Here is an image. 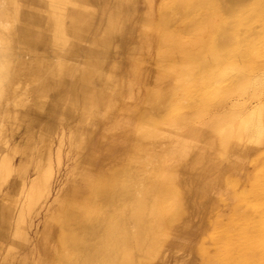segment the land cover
<instances>
[{"label": "bare ground", "instance_id": "6f19581e", "mask_svg": "<svg viewBox=\"0 0 264 264\" xmlns=\"http://www.w3.org/2000/svg\"><path fill=\"white\" fill-rule=\"evenodd\" d=\"M108 1L0 0V264H52L51 241L57 264H163L172 249L193 255L181 264H264V0H233L223 44L198 55L185 45L205 27L127 40V57L152 61L139 108L97 134L135 27ZM50 196L61 212L34 240Z\"/></svg>", "mask_w": 264, "mask_h": 264}, {"label": "rangeland", "instance_id": "374dc122", "mask_svg": "<svg viewBox=\"0 0 264 264\" xmlns=\"http://www.w3.org/2000/svg\"><path fill=\"white\" fill-rule=\"evenodd\" d=\"M101 1H106V0H101ZM117 1L118 0H115V1L109 0L108 2H110L111 5L113 4L115 6ZM129 1L130 0H121V1L119 0V3L121 5L124 4V6H122V7L126 8V10H125V8L124 9L122 8V9L124 11H126L129 15H127L126 12H124L122 9H121V12L123 11L124 12V13L122 12L123 15L128 16L129 18L132 17V18H130V21H131V23L135 24V27H134V30H133V33L131 34V36L128 34H126L125 37L123 36V38L125 40L123 39L122 49L116 50L117 51L116 53H118V52H119L118 54L122 53L121 55L124 54V57L126 58L124 68L115 73V75L119 79L125 81V84L122 85L121 96L113 97L114 98L113 100L118 99L117 103L115 101V103L117 104V107H115L114 109H111L109 111L106 110L105 108L101 107L97 111L98 114L96 113V117L89 121L90 127L93 128L94 132L97 134H101L103 132L111 133L112 129H113L112 125L115 126L116 123H118V122H116L118 119H119V123L120 122L122 123L123 119L124 120L126 119L127 114H128L127 111L129 108H132L133 110H137L139 108V102L135 99V97H137L136 94H138V91H136L133 88H141L144 86L147 75H148L149 68L152 65V61L150 60V58L148 56H145L146 53L144 51H141V53H140L141 57H130V56L127 57L124 53V50L129 44L128 41H130V42L134 41L135 44L138 46H140L142 44H143V46L144 45L147 46L153 42V41L151 42L150 37H148V36L154 35V34L157 35L163 28H167L173 32L175 31L174 33L177 34L178 36L188 35L189 33L190 34L195 33L193 31V28L199 27L203 30H205V28H206V33L208 35L209 34L210 35L208 36L209 38L205 36L206 37V39L204 40L205 42L203 40H200L198 43H195V42L192 43L191 42V44L189 43V45L188 44L185 45V47L189 48L190 53H192L193 55H198L196 53L198 52L199 47L205 49L203 51H206L207 48H219V47H221V45L223 44V42L227 36L228 30L233 28V24L228 23V22H230L231 15L235 12V9H236L233 0H211V1L210 0H206V1L205 0H186L185 4L183 3V0H179L180 2L177 0H167V1L166 0H153V2H152V0L151 1L150 0H137V1L135 0L137 2V5H136V2H134V0H131L130 3H129ZM174 1H175V3H174ZM168 2H169V4H168ZM126 4H128V6H126ZM179 5H180V7H178ZM131 6L136 7L135 8L136 10ZM127 7H130L129 10L127 9ZM137 7H138V9H137ZM171 7H174L176 9H172ZM183 7L187 8V9L183 10ZM164 8H165V10H164ZM163 10L165 13L163 12ZM173 10H175V11H173ZM195 10H197V11H195ZM134 11H136V12H134ZM169 11L171 13H169ZM133 13H135V14H133ZM140 13H141V15H140ZM166 13L171 14L173 16V18H175V17H179V18L177 21H174V23L173 22L171 23V21L169 22V20H167L166 17L164 19V16ZM202 13H204V14L206 13V14L202 15ZM203 20H205V21H203ZM165 21H167V22H165ZM188 24L189 25L191 24V25L188 26ZM201 24L203 26H201ZM208 24L210 26H208ZM167 25H169V26H167ZM207 29H209L210 33H208L209 31ZM144 36H147V37L144 38ZM191 41H193V39ZM148 48H150V47L147 46V49ZM167 54L169 57H173V54H171L170 52H167ZM164 71H165V69H164ZM101 72H103V73H101ZM160 74L163 75L164 74L163 71L160 72ZM97 75H99L101 77L97 78V77H99ZM95 76H97L96 79L98 81H104L103 80V79H105L104 68L99 67ZM102 77H103V79H102ZM209 87L206 88V91L210 94V93H213V91H215V89L227 88L228 84L224 81H217L214 85H211V86L209 85ZM95 92H96V95L98 97H100V98L102 97L101 96L102 92H101L100 88L97 87ZM255 103L256 102H254L253 105H255ZM121 108H123V109H121ZM73 117H74V115H73ZM33 120L36 122V124H39L38 123L39 121L37 120L36 117H34ZM101 120H102V122H101ZM67 121L70 122V121H74V120L71 117V120L68 119ZM48 123H50L51 127L55 126V123L53 121H49ZM52 123H53V126H52ZM52 129H54V128H52ZM114 139H115V137H113L110 134H107L104 137L103 141L108 142L109 140L111 141ZM75 157H76V155L74 156V159H75ZM74 159H70L68 161V158H66V156L64 155L62 158V161H61V165H60L61 168H63L62 170L64 171L66 165L69 163H72L74 161ZM116 178H117V176H115V179ZM53 199H54V196L49 197V199L46 201V205L41 210L39 217L36 219V223H38L37 229H38L39 234H38V236L33 234L34 233L33 231L36 230V228L34 227L32 230V237L34 238V240H36V238H38L39 236L44 234V232L47 229L50 230L52 228V226H54L53 218L55 219L54 216L59 215V213L61 212V205L58 203H54ZM67 236L68 235H66V237ZM54 247H56V242L51 241L49 243V249H51V252L54 254L52 264H57L59 262V260L61 261V258L63 256L62 255V248L59 249V248H54ZM161 252H162V250L159 253V259L158 260L162 261L163 264H177V263L181 264V260L178 262L176 260L177 255L183 254L187 260L193 257V255L190 252L185 251V250H180V251H176L173 249L167 250L164 255H162ZM171 255H173V257ZM37 256L38 255H36L35 259L38 258ZM32 261L33 260L29 261L27 264H33L34 261L33 262ZM167 261H169V262H167Z\"/></svg>", "mask_w": 264, "mask_h": 264}]
</instances>
